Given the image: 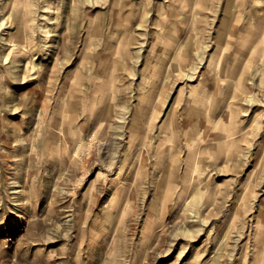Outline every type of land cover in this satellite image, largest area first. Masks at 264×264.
<instances>
[{
  "label": "rangeland",
  "instance_id": "obj_1",
  "mask_svg": "<svg viewBox=\"0 0 264 264\" xmlns=\"http://www.w3.org/2000/svg\"><path fill=\"white\" fill-rule=\"evenodd\" d=\"M0 264H264V0H0Z\"/></svg>",
  "mask_w": 264,
  "mask_h": 264
},
{
  "label": "bare ground",
  "instance_id": "obj_2",
  "mask_svg": "<svg viewBox=\"0 0 264 264\" xmlns=\"http://www.w3.org/2000/svg\"><path fill=\"white\" fill-rule=\"evenodd\" d=\"M21 216V215H20ZM22 217V216H21Z\"/></svg>",
  "mask_w": 264,
  "mask_h": 264
}]
</instances>
